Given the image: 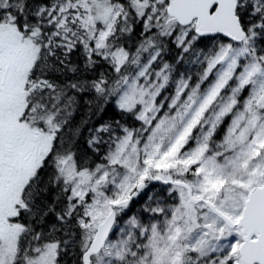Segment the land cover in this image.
Wrapping results in <instances>:
<instances>
[{
	"label": "snow or ice",
	"instance_id": "1",
	"mask_svg": "<svg viewBox=\"0 0 264 264\" xmlns=\"http://www.w3.org/2000/svg\"><path fill=\"white\" fill-rule=\"evenodd\" d=\"M0 264H264V0H0Z\"/></svg>",
	"mask_w": 264,
	"mask_h": 264
}]
</instances>
